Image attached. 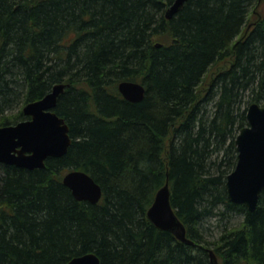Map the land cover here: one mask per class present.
<instances>
[{
	"label": "trees",
	"instance_id": "trees-1",
	"mask_svg": "<svg viewBox=\"0 0 264 264\" xmlns=\"http://www.w3.org/2000/svg\"><path fill=\"white\" fill-rule=\"evenodd\" d=\"M173 1L0 0V126L69 83L56 112L73 141L45 168L0 163V264H211L212 248L221 264H264V192L250 211L226 190L247 109L264 103V13L247 29L260 0H189L167 19ZM125 79L142 100L124 98ZM71 169L102 186L99 202L75 198ZM167 179L195 243L148 218Z\"/></svg>",
	"mask_w": 264,
	"mask_h": 264
},
{
	"label": "water",
	"instance_id": "water-1",
	"mask_svg": "<svg viewBox=\"0 0 264 264\" xmlns=\"http://www.w3.org/2000/svg\"><path fill=\"white\" fill-rule=\"evenodd\" d=\"M189 0H174L166 8V17L172 18ZM69 84L56 83L53 89L39 100L24 105V113L29 117L15 124L0 126V163L27 167L45 168L49 157L65 155L73 143L70 126L66 119L56 112L60 95ZM124 98L137 102L146 94L142 82L125 81L119 84ZM247 122L243 126L235 144L238 161L226 178V190L232 202L246 204L250 211L258 206L264 192V103L252 102L247 109ZM64 184L79 200L99 202L103 188L84 170L71 169L64 174ZM148 210V218L157 227L172 232L186 243H195L188 238L187 228L172 206L170 183L155 194ZM210 250L211 264H221L215 250ZM67 264H101L99 255L93 252L76 255Z\"/></svg>",
	"mask_w": 264,
	"mask_h": 264
},
{
	"label": "rangeland",
	"instance_id": "rangeland-1",
	"mask_svg": "<svg viewBox=\"0 0 264 264\" xmlns=\"http://www.w3.org/2000/svg\"><path fill=\"white\" fill-rule=\"evenodd\" d=\"M251 12H255L257 14H255V13L251 14ZM251 12L249 14V18L248 19H249L250 22H253V21L257 20L255 17H257L258 14H263L264 13V0L259 1L258 5L253 6V8L251 9ZM209 83H210V81L207 80L202 85V86L205 85L204 88H203L204 90H206V88L208 87ZM23 107H22V109H23ZM242 218L243 217L240 216V215H235L233 217V219H231V221H229V222H231L233 224L234 223H239V222H241ZM225 221H228V220L225 219L224 222ZM221 232H222V227L217 226L216 220H211L210 230H206L207 239L209 241H211V242L214 241V240H217V238L219 237Z\"/></svg>",
	"mask_w": 264,
	"mask_h": 264
},
{
	"label": "flooded vegetation",
	"instance_id": "flooded-vegetation-1",
	"mask_svg": "<svg viewBox=\"0 0 264 264\" xmlns=\"http://www.w3.org/2000/svg\"><path fill=\"white\" fill-rule=\"evenodd\" d=\"M261 1V0H260ZM254 24H256V20L255 21H253V22H250V24H249V26H248V28L247 29H249L251 26H253Z\"/></svg>",
	"mask_w": 264,
	"mask_h": 264
},
{
	"label": "bare ground",
	"instance_id": "bare-ground-1",
	"mask_svg": "<svg viewBox=\"0 0 264 264\" xmlns=\"http://www.w3.org/2000/svg\"><path fill=\"white\" fill-rule=\"evenodd\" d=\"M170 4H171V3H170ZM168 5H169V4H168ZM125 81H133V80H127V79H125V80H121L120 83L125 82ZM134 82H136V81H134ZM138 82H139V81H138ZM120 83H119V84H120ZM67 84H69V83H67ZM122 95H123V94H122Z\"/></svg>",
	"mask_w": 264,
	"mask_h": 264
}]
</instances>
